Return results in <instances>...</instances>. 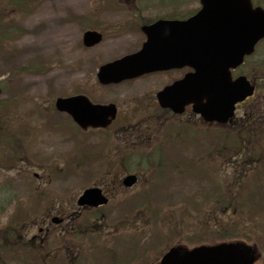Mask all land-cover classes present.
I'll return each mask as SVG.
<instances>
[{"label": "rangeland", "instance_id": "374dc122", "mask_svg": "<svg viewBox=\"0 0 264 264\" xmlns=\"http://www.w3.org/2000/svg\"><path fill=\"white\" fill-rule=\"evenodd\" d=\"M25 1L27 6L20 11L11 0H0V187L6 188L5 192L10 191L8 203L0 205V230L12 223L11 227L16 225L30 238L38 234L41 227L50 232L51 241H56L57 233H67L79 226L77 231L81 232L76 237H80L81 245L97 247L92 259L98 264H108L98 249L100 243L115 255L126 253L127 256L129 250L136 252L130 261L132 264H155L173 245L216 243L224 240L225 234H231L235 238L231 241H243L256 247L261 258L259 264H264V182H258L262 195L248 197L243 204L245 208L251 207L250 210L243 209L242 215H237L222 214L216 209L214 220L204 223L215 207L200 204L209 201L216 183L225 186L237 181L241 184L250 173L246 170L236 173L237 163L225 156L219 158L218 164H211L210 156H205L210 164L201 163L200 156L213 152L223 143L216 132L185 130L191 125L203 127L191 113L172 118L174 116L159 110L148 114L150 112L141 107L153 99L151 89L166 81L168 75L157 76L153 82V78H148L146 82L106 88L96 83L95 73L101 64L139 47L142 37L137 23L171 13L187 16L198 4L191 0ZM254 2L264 6V0ZM132 4L136 6L130 7ZM8 27L13 34L2 37ZM87 29L103 35L102 42L91 49L81 43ZM241 71L251 73V79L262 89L264 43ZM145 87H151L149 92ZM78 93L94 103L111 102L117 107L118 118L106 133L81 132L71 127L65 114L54 109L55 98ZM262 101L264 90L237 109L232 120L235 123L229 129L238 128L240 121L251 112L263 115V109L258 108ZM139 109L144 115L148 114L150 124L143 125L139 117H133L134 110ZM245 113L248 114L244 116ZM263 133L260 131L258 135ZM133 149L155 152L165 158L163 183L156 185L154 164L144 167V162L134 159L129 162L130 166L122 160L123 150ZM197 162L200 171L194 168ZM128 168L138 172L141 179L135 188L125 193L119 191L117 184ZM34 173L38 176L33 177ZM93 185L112 198L114 192L121 193L110 208L100 211L97 221L90 215L80 216V209L75 205L81 191ZM36 203L40 209H34ZM141 211L142 216L137 214ZM57 215L65 217L64 221L60 225L49 223L50 218ZM227 216L231 217L229 222L247 217L251 223L244 221L243 225L233 227L227 223ZM216 221L226 226L224 231H218L220 226ZM116 231L117 234H113ZM27 252L24 250L28 256ZM77 255L79 260H86L81 261L82 264H91L84 248L81 247ZM62 257L61 251L55 250L54 260L60 261ZM115 258L108 259L113 262Z\"/></svg>", "mask_w": 264, "mask_h": 264}, {"label": "water", "instance_id": "95a60500", "mask_svg": "<svg viewBox=\"0 0 264 264\" xmlns=\"http://www.w3.org/2000/svg\"><path fill=\"white\" fill-rule=\"evenodd\" d=\"M200 3L201 8L194 16L174 22L168 28L164 26L161 36L150 38L141 52L101 66L97 74L99 81L116 83L147 70L188 66L193 73L166 89V98L175 96V101L167 106L181 112L184 105L192 103L193 111L206 121L226 122L233 116L235 104L253 93V87L244 77L231 81L229 69L240 65L244 56L251 54L254 45L264 38V11L253 9L249 0H201ZM165 23L159 22L149 29ZM82 40L90 47L100 42L101 37L88 31ZM152 43L155 45L151 48ZM55 105L72 115L81 127L105 126L107 117L114 113L112 106H94L80 96L57 99ZM133 182L134 177L128 176L123 184L129 186ZM104 202L96 189L85 191L78 201L90 205ZM255 258L248 246L223 243L190 250L173 247L159 264H252Z\"/></svg>", "mask_w": 264, "mask_h": 264}, {"label": "trees", "instance_id": "16d2710c", "mask_svg": "<svg viewBox=\"0 0 264 264\" xmlns=\"http://www.w3.org/2000/svg\"><path fill=\"white\" fill-rule=\"evenodd\" d=\"M249 75L251 76V73H249ZM258 88H261L260 85H258ZM262 90H264V86ZM251 113L248 115L246 114L247 116L244 118V121H240L238 128H234V133L230 131L223 136L221 139L223 144H221L220 147L206 154V156L211 157V164H217V159L222 156H225L227 159L236 158L235 162L239 163L237 172L244 173L246 169V171L250 173V175H245V182L239 184L237 181H232L231 184L235 182L233 185H229L225 190L222 189L221 191L219 188L216 191L214 195L215 202H217L220 207L225 206L226 211L224 213L231 212L242 215L241 210L251 209V207L245 208L243 205L247 202V197L252 198L254 195H262V190H259L260 187L258 182H260L259 180L264 182V133L261 136L258 135V133L264 131V114L260 115L255 113V115H252ZM228 147L231 149L225 150V148ZM223 149L226 152L223 153ZM236 178L238 177H234L233 179L236 180ZM259 210L260 209H258V211ZM230 218V216H227L226 221L233 227L243 225L242 223L244 221L249 224L251 223V219L247 217L235 218L232 222H229ZM11 236L14 237V243L16 242V245H22L17 236ZM227 237H229V235H227ZM199 240H201V238ZM69 249L74 250V247L71 246ZM42 255L43 253L41 252L40 258L30 257V260L26 261L27 264H38L40 260V264H45V258L44 256L42 257ZM46 256L50 258L48 254ZM22 258V255L18 256L19 262ZM74 259L75 256L73 253L68 251L65 257L66 262L72 264ZM5 264H11V262H5Z\"/></svg>", "mask_w": 264, "mask_h": 264}, {"label": "flooded vegetation", "instance_id": "af4514ba", "mask_svg": "<svg viewBox=\"0 0 264 264\" xmlns=\"http://www.w3.org/2000/svg\"><path fill=\"white\" fill-rule=\"evenodd\" d=\"M147 24H150V23L145 22V23L142 24V25H147ZM139 30H140V28H139ZM139 33H140V35H141V37H142V40H141V42H140V46H141V44H142L143 41H144L145 36H144V34L141 32V30H140ZM140 46H139V47H140ZM177 73H178L177 71H169V72H161V73H152V74H147V75L143 76L141 79H142L143 82H146V81H145L146 79H148V78H153V80H152V82H153V81H155L154 79H155L157 76H163V74L168 75L169 78H167L166 81L161 82V83L159 84L158 87H156V88H152V89H151L150 94L152 95L154 92H156L157 90H160V89L163 88L165 85L171 84V83L174 82L175 80H178V75H177ZM141 79H140V80H141ZM152 86H153V85H152ZM150 88H151V87H145V89H147L148 92H149V89H150ZM154 94H155V93H154Z\"/></svg>", "mask_w": 264, "mask_h": 264}]
</instances>
